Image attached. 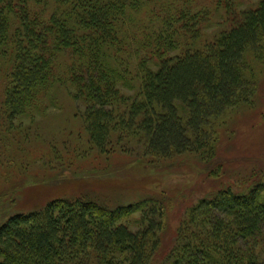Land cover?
I'll return each mask as SVG.
<instances>
[{
    "label": "trees",
    "instance_id": "trees-1",
    "mask_svg": "<svg viewBox=\"0 0 264 264\" xmlns=\"http://www.w3.org/2000/svg\"><path fill=\"white\" fill-rule=\"evenodd\" d=\"M189 6L0 0L1 121L11 124L51 85L60 55L67 63L56 81L83 102L98 154L131 155L138 139L149 164L186 154L219 177V141L233 135L232 120L264 108V1L212 41ZM137 211L136 231L119 223ZM165 212L163 201L54 199L0 225V264H264V174L245 192L217 189L188 207L170 244Z\"/></svg>",
    "mask_w": 264,
    "mask_h": 264
},
{
    "label": "rangeland",
    "instance_id": "rangeland-1",
    "mask_svg": "<svg viewBox=\"0 0 264 264\" xmlns=\"http://www.w3.org/2000/svg\"><path fill=\"white\" fill-rule=\"evenodd\" d=\"M187 1L191 12L202 13L203 41H212L264 0ZM153 60L158 63L157 58ZM66 63L60 55L56 57L51 85L38 92L11 124L0 118V225L14 214L39 210L58 198L85 196L109 207L141 199L163 201L166 231L162 235L170 244L188 207L217 189L245 192L264 174L263 104L231 119L233 135L219 141L217 178L210 177L204 164L191 155L157 158L149 164L138 139L129 145L131 155L98 154L87 140L83 102L74 101L67 84L56 81ZM259 68L264 75V65ZM141 216L137 211L119 223L136 231Z\"/></svg>",
    "mask_w": 264,
    "mask_h": 264
}]
</instances>
